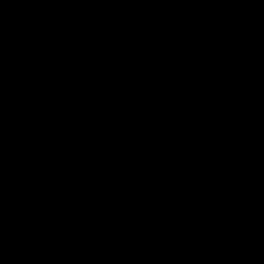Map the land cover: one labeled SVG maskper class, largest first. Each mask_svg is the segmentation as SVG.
Returning <instances> with one entry per match:
<instances>
[{
	"label": "trees",
	"instance_id": "obj_1",
	"mask_svg": "<svg viewBox=\"0 0 264 264\" xmlns=\"http://www.w3.org/2000/svg\"><path fill=\"white\" fill-rule=\"evenodd\" d=\"M52 1L0 0V15L31 16L15 34L28 41ZM136 2L70 9L83 33L121 40L181 140L185 172L145 203L111 201L76 162L86 141L72 125L93 117L68 98L23 97L0 109V264H238L195 176L225 179L264 208V28L232 0Z\"/></svg>",
	"mask_w": 264,
	"mask_h": 264
},
{
	"label": "rangeland",
	"instance_id": "obj_2",
	"mask_svg": "<svg viewBox=\"0 0 264 264\" xmlns=\"http://www.w3.org/2000/svg\"><path fill=\"white\" fill-rule=\"evenodd\" d=\"M144 1L150 6L153 0L136 4ZM234 2L247 15V25L264 28V0ZM71 4L53 0L47 11L39 9L36 15L45 28L28 41L19 42L15 34L31 23V16H10L9 24L0 15V109L26 96L47 104L58 96L70 99L94 120H84V127L72 125L86 141L85 151L76 155L80 173L111 201L137 206L152 200L159 183L185 172L177 147L181 140L127 62L121 40H96L83 33ZM195 177L202 182L204 199L231 229L230 258L238 264H264V208L225 179Z\"/></svg>",
	"mask_w": 264,
	"mask_h": 264
}]
</instances>
